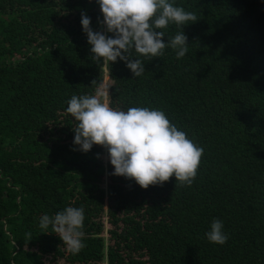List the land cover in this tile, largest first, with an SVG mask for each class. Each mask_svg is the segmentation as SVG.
Wrapping results in <instances>:
<instances>
[{
  "label": "trees",
  "instance_id": "obj_1",
  "mask_svg": "<svg viewBox=\"0 0 264 264\" xmlns=\"http://www.w3.org/2000/svg\"><path fill=\"white\" fill-rule=\"evenodd\" d=\"M172 2L198 19L182 28L184 57L133 52L139 77L119 59L105 67L110 107L162 110L204 149L190 187L143 189L111 175L106 149L73 144L66 101L103 80L80 24L83 12L101 30L96 0H0V264H264V0ZM67 206L85 210L78 254L39 227ZM214 218L223 245L205 237Z\"/></svg>",
  "mask_w": 264,
  "mask_h": 264
},
{
  "label": "clouds",
  "instance_id": "obj_2",
  "mask_svg": "<svg viewBox=\"0 0 264 264\" xmlns=\"http://www.w3.org/2000/svg\"><path fill=\"white\" fill-rule=\"evenodd\" d=\"M96 3L103 17L102 21L97 18L101 30L94 31L90 17L83 12L80 18L93 62L108 65L119 59L133 77H139L145 67L133 52L149 60L163 56L165 48L175 50L177 59L188 52L189 44L182 28L198 19L195 13L174 6L172 0H96ZM170 24L181 30L165 43L163 29ZM109 97L105 87L95 95H72L66 101V112L75 121L73 144L82 152H88L93 145L106 149L114 169L111 175L134 180L143 189L162 185L170 177H175L176 186L190 187L204 149L171 123L162 110L129 107L125 111L110 107ZM84 219L82 206H67L54 215L43 214L39 227L44 230L51 226L67 251L78 254L86 247ZM223 228V221L214 218L205 233L208 242L225 244L229 236ZM26 235L31 239L30 233Z\"/></svg>",
  "mask_w": 264,
  "mask_h": 264
},
{
  "label": "rangeland",
  "instance_id": "obj_3",
  "mask_svg": "<svg viewBox=\"0 0 264 264\" xmlns=\"http://www.w3.org/2000/svg\"><path fill=\"white\" fill-rule=\"evenodd\" d=\"M105 67H106V65L105 64H103V80H102V83H101V85H100V88L98 89V91H97V93L99 92V91H102L103 90V88H105V87H107L108 88V92H109V87H110V85L112 84V81H111V79L109 78V76H108V74H106V72H105ZM101 99H103L102 97H101ZM100 159L103 161V163L104 164H106V163H108L109 162V160H108V157H107V153H106V151H104L102 154H101V156H100ZM107 173V172H106ZM106 173H105V175L103 176V186L104 187H106V183L108 182V179H107V177H106ZM107 207H108V201H107V197H105V199H104V210L105 211H107ZM106 215H104V227H105V229H104V233H103V236L104 237H107L108 236V234H107V228H108V225H107V222H106ZM106 259V258H105ZM44 264H49L48 262H45ZM52 264H69V263H67V262H65L64 260H59V261H56V262H54V263H52ZM97 264H107V262L104 260V261H102V262H99V263H97Z\"/></svg>",
  "mask_w": 264,
  "mask_h": 264
}]
</instances>
